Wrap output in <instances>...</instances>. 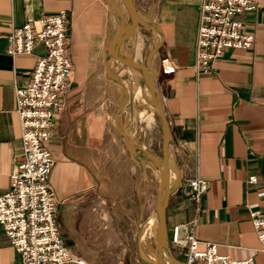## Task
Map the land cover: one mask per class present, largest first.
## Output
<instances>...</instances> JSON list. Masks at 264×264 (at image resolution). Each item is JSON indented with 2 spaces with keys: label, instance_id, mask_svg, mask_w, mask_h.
<instances>
[{
  "label": "crops",
  "instance_id": "crops-1",
  "mask_svg": "<svg viewBox=\"0 0 264 264\" xmlns=\"http://www.w3.org/2000/svg\"><path fill=\"white\" fill-rule=\"evenodd\" d=\"M154 1L151 20L162 33L154 54L155 85L172 136L169 159L178 177L164 211L169 247L183 261V248L171 236L174 228L180 238L191 230L197 249L212 242L218 254L250 256L254 264H264L249 216L250 211L264 215V0H257L254 12L238 17L253 36L251 47L224 50L206 74H197L193 67L200 0L194 6L191 0ZM60 11L68 15L71 73L61 97L64 108L46 144L54 159L49 181L59 201L56 219L66 247L90 260L83 246L104 228L99 217L137 228L152 214L156 200V192L138 187L143 174L134 187L125 172L104 173L105 165L115 164L109 148L120 144L113 126L116 110L120 105L118 116L133 115L134 110L141 115L143 98L94 93L97 86L112 83L105 70V47L116 24L104 0H0V194L8 188L22 150L15 86L31 80L43 52L37 46L29 55L12 56L8 37L28 20ZM162 59L171 71L162 68ZM106 64L114 69L110 60ZM158 127L161 139L159 122ZM120 150L127 151L126 146L120 144ZM192 177L207 181L197 213L182 188ZM100 196L106 202L104 216L94 208V198ZM0 264H22L2 226Z\"/></svg>",
  "mask_w": 264,
  "mask_h": 264
},
{
  "label": "built area",
  "instance_id": "built-area-1",
  "mask_svg": "<svg viewBox=\"0 0 264 264\" xmlns=\"http://www.w3.org/2000/svg\"><path fill=\"white\" fill-rule=\"evenodd\" d=\"M257 8V0H200L193 65L197 74H206L224 50L251 47L253 36L244 31L238 17ZM67 17L64 11L42 15L8 37L7 52L12 56L29 55L35 47H43L31 80L15 86L22 150L13 163L9 186L0 194V226L22 264H95L66 247L56 219L59 201L49 181L54 159L46 144L54 136L64 108L61 97L70 86ZM161 63L164 70L173 69L167 59ZM182 188L197 213L207 181L188 178ZM249 216L264 254V215L250 211ZM176 231L171 242L184 249V264H254L250 256L232 259L218 254L212 242H203V248L197 249L191 230H185L181 238Z\"/></svg>",
  "mask_w": 264,
  "mask_h": 264
},
{
  "label": "rangeland",
  "instance_id": "rangeland-1",
  "mask_svg": "<svg viewBox=\"0 0 264 264\" xmlns=\"http://www.w3.org/2000/svg\"><path fill=\"white\" fill-rule=\"evenodd\" d=\"M133 1L135 10L138 12L141 19L146 23L147 26H152L150 24V20L151 13L154 10L153 8L155 7V1ZM191 1V5L194 6L196 4V0ZM114 2L116 5H118L117 0ZM108 7L112 12L113 21L117 26L118 18L114 12V9L109 5ZM118 9L120 8L118 7ZM120 11H122V15L124 14L126 17V11L123 6L121 7ZM125 17L124 21L126 23ZM155 32L156 31H147L145 29H142L141 27H138L135 30V33L130 36V40L128 39L122 45L120 50V53L122 52L121 55H126L134 59L136 58V60L145 61L149 50L156 44H158L159 40H161V36H156ZM138 45H140V47ZM135 52L137 53V55ZM154 54L152 55V66L154 63ZM112 65L114 66V69H111L114 75L113 78H110L112 83H109L107 86H97L94 93L101 96L105 92L104 96H124V98H127V96H143V91L139 92V94H134L136 92V89L138 90V88L142 87L143 78L141 76L132 74V72L129 71L130 68L122 67L114 63H112ZM133 84H135V86ZM143 85L145 87V94L147 95V88L145 83ZM146 98L147 97H143L139 101V111L142 112L141 115H137L135 110L133 111V115H127V113H123L121 116H118L119 111L117 113L118 126L123 131L131 134L134 140L144 148L138 149L136 153L129 152L127 148V151L122 152L120 150V144H122V147L125 146V144L122 137L114 128L116 136L118 140H120V144H118V149H116V147L109 148V151L111 152L110 157H113V159L115 160V164L105 165L104 173L106 174L107 172L112 171L117 172L119 176L120 174L125 172L129 176V181L127 180L128 185H134V187H136L137 185L136 177L140 176L141 178L143 174L144 182H139L138 187L140 189H145L146 193H152L157 192L160 182L158 172L155 170L154 164L148 154L152 156H155L157 154L160 143V132L158 127V120L154 114L151 115L152 118L149 119V121L147 120V115L151 111L147 108L146 102L144 101ZM124 112L127 111L125 110ZM101 200V196L96 199L94 198V203H98L94 208L96 212H98L99 216H104L106 213V202L101 203ZM116 215L118 216L119 213ZM149 215L137 228H128L123 222H111L108 220V218L101 219V217H99V225L101 226L103 221L104 228L101 227L99 229L98 237L91 238V243L83 246L87 253V258H91L88 261L95 264H148L147 262H151L154 257L155 245L152 240L153 230L151 227L153 226H148L147 224L151 217V214ZM110 216L111 214L109 213L108 217ZM147 232L150 235H148ZM179 262L184 264V260Z\"/></svg>",
  "mask_w": 264,
  "mask_h": 264
},
{
  "label": "water",
  "instance_id": "water-1",
  "mask_svg": "<svg viewBox=\"0 0 264 264\" xmlns=\"http://www.w3.org/2000/svg\"><path fill=\"white\" fill-rule=\"evenodd\" d=\"M104 1L106 4H108L114 9V12L118 18L116 29L114 33L110 36L108 44L105 47V70L110 78L114 77L111 69L106 64L107 60H110V62L126 68L141 67L144 69V82L147 88V98L145 99L146 105L147 108L156 116L161 128V139L158 147V152L155 156L148 154L158 172L159 182L162 183L163 192L162 195H159L158 189L156 192V200L152 211L155 215L154 221L152 223V226L154 228L152 240L155 245V250L153 260L147 263L182 264L174 257L169 247L164 222V211L167 204L168 196L176 187L178 183V177H175L174 180L169 183L165 170V164L163 162L164 157H166L167 155L169 157V153L172 147V136L159 100L158 92L155 85L156 74L152 66V55L161 46L162 41L160 40L158 44H156L149 50L145 61L136 60L132 57L117 53L120 51L122 45L130 38V36L135 32L138 27H141L142 29H145L147 31H156L160 34L161 37L162 33L158 29V27L152 22V20H150V24L152 26H147L146 23H144L138 12L135 10L133 0H118L124 7L125 11L131 16L132 21L130 24L125 23L124 16L122 15L120 9H118V5H116L110 0ZM119 110L120 105L113 116V126L117 133L122 137L123 142L129 152L136 153L138 149L142 148L133 144L129 137L126 135V133L118 126L117 113Z\"/></svg>",
  "mask_w": 264,
  "mask_h": 264
},
{
  "label": "bare ground",
  "instance_id": "bare-ground-1",
  "mask_svg": "<svg viewBox=\"0 0 264 264\" xmlns=\"http://www.w3.org/2000/svg\"><path fill=\"white\" fill-rule=\"evenodd\" d=\"M110 1H112L113 3H115L114 1H116V0H110ZM117 2H118V7L121 9V7H122V5H121V3L117 0ZM122 12V11H121ZM124 15V14H123ZM124 17H125V15H124ZM125 20H126V24H130L131 23V21H132V18H131V16L126 12V17H125ZM145 23V22H144ZM135 33V32H134ZM156 33V36H160V34L159 33H157V32H155ZM130 40V39H129ZM153 41V40H152ZM137 45V44H136ZM127 46V45H126ZM139 47H140V45H138ZM140 49V48H139ZM121 50V49H120ZM118 54H121L120 53V51L119 52H117ZM136 53V52H135ZM139 54V53H138ZM136 55H137V53H136ZM136 59V58H135ZM129 71H131L132 72V74H135L136 75V73H137V75L138 76H141L142 78H143V82H142V87H140L139 88V90H137L136 89V92L134 93V94H139V92H141V91H143L144 92V94H143V97L145 98V97H147V95L145 94V87H144V69L143 68H141V67H132V68H130V70ZM134 75V76H135ZM136 84V83H135ZM135 84H133L134 86H135ZM146 85V84H145ZM137 86V85H136ZM133 87V86H132ZM135 90V89H134ZM143 100V99H142ZM145 102H146V100H144ZM144 102V103H145ZM142 114V113H141ZM169 157H168V155L166 156V157H164V159H163V162H164V164H165V170H166V174H167V179H168V182L169 183H171L173 180H174V177H175V174H176V171H175V167H174V165H173V163L170 161V163H169ZM154 168H155V166H154ZM155 170H156V168H155ZM157 171V170H156ZM158 191H159V195H162V192H163V186H162V183H160V186H159V188H158ZM154 218H155V215H154V213L152 212V214H151V217H150V220H149V222L147 223L148 224V226L149 225H152V223H153V221H154ZM146 224V225H147ZM152 228V230H153V232H154V228L153 227H151ZM145 231V230H144ZM148 233V232H147ZM148 235H150L149 233H148ZM143 236V235H142ZM149 238V237H148Z\"/></svg>",
  "mask_w": 264,
  "mask_h": 264
}]
</instances>
